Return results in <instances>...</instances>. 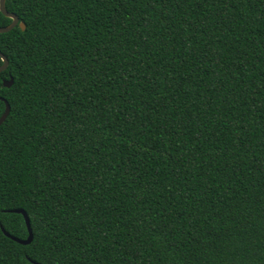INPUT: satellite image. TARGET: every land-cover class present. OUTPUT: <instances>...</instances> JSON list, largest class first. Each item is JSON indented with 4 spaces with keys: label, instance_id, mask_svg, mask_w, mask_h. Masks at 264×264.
I'll list each match as a JSON object with an SVG mask.
<instances>
[{
    "label": "trees",
    "instance_id": "trees-1",
    "mask_svg": "<svg viewBox=\"0 0 264 264\" xmlns=\"http://www.w3.org/2000/svg\"><path fill=\"white\" fill-rule=\"evenodd\" d=\"M5 5L0 264H264V0Z\"/></svg>",
    "mask_w": 264,
    "mask_h": 264
},
{
    "label": "water",
    "instance_id": "water-1",
    "mask_svg": "<svg viewBox=\"0 0 264 264\" xmlns=\"http://www.w3.org/2000/svg\"><path fill=\"white\" fill-rule=\"evenodd\" d=\"M5 3H6V0H0V10L3 12V14H5L6 16L11 17L13 20L7 26H0V32H7V31L11 30L12 28H14L17 24H20V26L24 29L25 28V23L20 21L19 16L15 12H11V11L7 10ZM0 57L3 60V63L0 65V72H1V71L5 70L8 67L9 59L1 50H0ZM12 82H13V78L11 77L9 80L4 81V84H5V86H10L12 84ZM0 99L3 100L5 102V104H6L5 111L3 112L2 116L0 117V125H1L3 123V121L5 120V118L7 117V115L9 114V112H10V104L4 97L0 96ZM10 211L18 212V213L23 214V216L25 218V222H26L27 228H28V232H29L28 237L27 238H19V237L15 236V235H12L1 224L0 226H1L2 231L8 237L12 238L13 240H15V241H17L19 243H22V244L30 243L32 241V239H33V230H32L30 218H29L27 212L24 209H22V208H16V209H12ZM36 264H40V263L36 262Z\"/></svg>",
    "mask_w": 264,
    "mask_h": 264
}]
</instances>
